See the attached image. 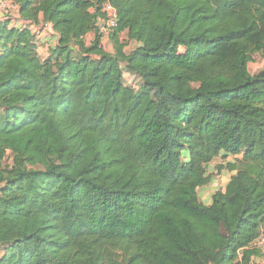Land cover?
I'll return each mask as SVG.
<instances>
[{
	"label": "trees",
	"instance_id": "16d2710c",
	"mask_svg": "<svg viewBox=\"0 0 264 264\" xmlns=\"http://www.w3.org/2000/svg\"><path fill=\"white\" fill-rule=\"evenodd\" d=\"M12 1L25 24L0 20V264H253L264 0ZM220 156L234 174L206 205Z\"/></svg>",
	"mask_w": 264,
	"mask_h": 264
},
{
	"label": "crops",
	"instance_id": "0c3cea01",
	"mask_svg": "<svg viewBox=\"0 0 264 264\" xmlns=\"http://www.w3.org/2000/svg\"><path fill=\"white\" fill-rule=\"evenodd\" d=\"M18 14V13H17ZM17 14H16V12L14 13V15H13V19H12V25L14 24L15 26H17V25H23V24H25L23 21H20V20H16L14 17H17ZM0 20H3V16H2V14L0 13ZM31 28H32V30H34L36 33H38V51H39V53L43 56V57H47L49 54H50V49L52 48V47H54V45L56 44V38H57V34H56V32L53 30V28H52V26L51 25H46V24H44V23H40V25L39 26H35V25H33V26H31ZM88 37L90 38V40L93 38V35L92 34H89L88 35ZM88 37H87V40H88ZM89 41V40H88ZM41 43V44H40ZM39 44H40V46H39ZM41 45H42V47H41ZM45 48V49H44ZM41 49L43 50L44 49V51L46 52V53H41ZM218 161V159L216 160H214L213 162H211L210 164H209V166H208V170H209V168H212V165L214 164V163H216ZM229 161H232V160H229ZM220 164L221 165H223V164H226V163H221L220 162ZM214 169V168H213ZM214 171L216 172V170L214 169ZM214 171H209V173H212V172H214ZM224 173H228L227 174V176H226V178H224ZM234 174V172H231V171H229V170H227V169H223L222 171H221V175H222V177H221V179L224 181V179L226 180V181H224V184L221 186L222 188L223 187H225L226 185H227V183L230 181V179H231V177H232V175ZM218 177V176H217ZM215 181H217V178H213V181L211 182V184H215V183H213V182H215ZM210 185V184H209ZM208 186V185H207ZM207 186H203V187H200L199 189H198V195H199V198H200V200L204 203V204H206V205H210V204H212V202H213V195H214V193L217 191V189L218 188H216V189H212L211 191L212 192H206V190H205V188L207 187ZM212 187V186H211ZM253 264H264V256H256V257H254L253 258Z\"/></svg>",
	"mask_w": 264,
	"mask_h": 264
},
{
	"label": "rangeland",
	"instance_id": "374dc122",
	"mask_svg": "<svg viewBox=\"0 0 264 264\" xmlns=\"http://www.w3.org/2000/svg\"><path fill=\"white\" fill-rule=\"evenodd\" d=\"M88 40H90V38L88 37ZM41 44V43H40ZM40 44H39V46H40ZM41 47H42V45H41ZM104 47H105V49L107 50V51H112V45H111V43L108 41V39H106V40H104ZM45 49V48H44ZM44 49L42 50L41 49V53H46L45 51H44ZM263 66H264V62H263V59H262V57L260 56V55H258V54H256L255 56H254V60L250 63V71H251V73L252 74H257L262 68H263ZM124 76H125V83L127 84V85H129V86H132V87H134V88H136L137 90H139V88H140V80H139V78L135 75V74H133V73H131V72H128V71H125L124 72ZM218 159V161L216 162V163H214L213 165H212V168H209V170H208V172L209 171H214V169L216 170V172L214 171V172H212L211 174H213L214 175V177L213 178H217V181H215V182H213V183H215L214 185L213 184H211L210 183V185H208L206 188H205V190H206V192H212L211 190L213 189H216V188H220L223 184H224V181H226L225 179H224V181L221 179V177H222V175H221V172H217V166L220 164V162L222 163H227L229 160H234V157H232V156H228V157H226V158H224V157H222V156H220L219 158H217ZM216 159V160H217ZM12 161V158H11V156H10V154L7 156V158H6V163L7 164H9L10 162ZM214 168V169H213ZM227 174L228 173H224V178H226V176H227ZM218 176V177H217ZM212 186V187H211ZM3 252V248L2 247H0V254Z\"/></svg>",
	"mask_w": 264,
	"mask_h": 264
},
{
	"label": "built area",
	"instance_id": "2783aa9c",
	"mask_svg": "<svg viewBox=\"0 0 264 264\" xmlns=\"http://www.w3.org/2000/svg\"><path fill=\"white\" fill-rule=\"evenodd\" d=\"M103 9L106 17L103 20L102 31L107 33L110 27H114L117 24V11L110 3H105ZM16 11L17 5L12 0H0V13L3 17L12 15ZM252 247L259 251V256H264V227L261 230L260 237L253 243Z\"/></svg>",
	"mask_w": 264,
	"mask_h": 264
}]
</instances>
